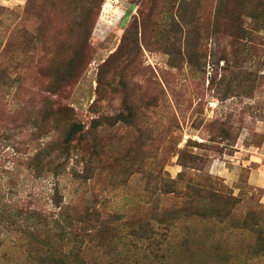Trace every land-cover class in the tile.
I'll return each mask as SVG.
<instances>
[{"label": "rangeland", "instance_id": "obj_1", "mask_svg": "<svg viewBox=\"0 0 264 264\" xmlns=\"http://www.w3.org/2000/svg\"><path fill=\"white\" fill-rule=\"evenodd\" d=\"M71 121L67 174L37 172ZM58 191L96 228L45 246ZM0 264H264V0H0Z\"/></svg>", "mask_w": 264, "mask_h": 264}, {"label": "trees", "instance_id": "obj_2", "mask_svg": "<svg viewBox=\"0 0 264 264\" xmlns=\"http://www.w3.org/2000/svg\"><path fill=\"white\" fill-rule=\"evenodd\" d=\"M68 69L69 68H67V71ZM75 78L76 76L73 77V75H70L68 73L66 74L64 72L57 76L56 81H58L59 84L67 81H72ZM47 108L48 110L44 111V114L46 113V117L51 111H53L52 105L48 106ZM56 112H59L58 115H61L60 108H58ZM59 125L60 124L58 123V126ZM85 133V127L81 123L71 121L68 125H65V129L62 133L63 136L60 137V143L54 145V142H48L45 145H42L39 150H37L35 155H30V157L28 156V163L31 164L35 168V170L41 174L53 172L55 176L57 175L58 177H63L67 174L65 173L66 162H68L72 154H75L76 145L79 143H83L86 140ZM76 155L78 154L76 153ZM75 160H77V164H79L81 161V159L77 156H75ZM78 166H81V164H79ZM71 172L73 173V179L71 180L73 186L76 184L78 185V187L85 186L91 178L88 176L89 174L87 173V169H83V171L80 172L76 171V169L74 168ZM167 176L168 175L166 174L162 175L161 172H154L152 174V177L157 183V186H161V191L164 195L175 194L177 193V191L179 192V186L182 183V180L179 182L178 180L172 179L170 176ZM187 188L190 189L188 195H190L191 192H195L194 194L196 196H198L199 194L204 198L217 197V193H214L211 188L198 190V188H196V186L191 183L188 184ZM54 198L57 199L56 212L47 211L44 208V204L43 206H41L39 211L36 212L37 219L42 221V226H40L41 228L38 226L37 229L36 226V231L40 234V236H44V241L42 243H44L45 246H52L54 240L53 236H55L52 232H57L60 234L57 236V238H63L65 235L76 234L74 233V230L78 229V225L82 226V230L84 229L89 232L94 231L96 225L92 224L94 223L93 220H88L87 217L75 219L76 214L71 215V210H74V208L76 207L75 205H78V203L74 201L75 199H73L72 201L70 200L67 203H63L61 200L63 199V196L59 191ZM163 214L164 212H161V216H163ZM161 221H163L162 218ZM30 228H33V226H31Z\"/></svg>", "mask_w": 264, "mask_h": 264}]
</instances>
